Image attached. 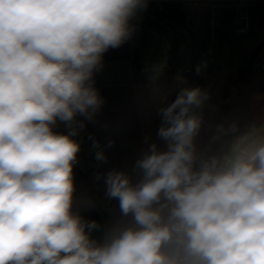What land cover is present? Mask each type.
Wrapping results in <instances>:
<instances>
[{
  "label": "clouds",
  "instance_id": "obj_1",
  "mask_svg": "<svg viewBox=\"0 0 264 264\" xmlns=\"http://www.w3.org/2000/svg\"><path fill=\"white\" fill-rule=\"evenodd\" d=\"M147 3L0 0V264H264V143L198 151L199 88L158 109L165 147L148 146L135 183L104 177L123 219L102 241L73 210V137L103 103L94 74Z\"/></svg>",
  "mask_w": 264,
  "mask_h": 264
},
{
  "label": "crops",
  "instance_id": "obj_2",
  "mask_svg": "<svg viewBox=\"0 0 264 264\" xmlns=\"http://www.w3.org/2000/svg\"><path fill=\"white\" fill-rule=\"evenodd\" d=\"M186 10L182 5L186 26L191 30L200 27V24L195 26V23V29L190 27L189 18H192L191 13L195 11L189 7ZM131 25L133 31L130 38L118 48H110L104 53L102 67L94 74V87L98 90L103 103L91 121H84V128L80 129L73 139L80 144L81 154L96 157L97 149L93 147V143L98 142L105 157L120 158L117 165L124 167V171L127 169L136 173L135 163L150 144L156 143L162 150L165 147L157 135L161 125L158 109L174 101L183 88H199L207 95L210 86H206L204 79L201 82L200 78L191 72L190 54L184 46L177 55L165 57L157 66L137 70L134 48L140 34L139 11L132 19ZM166 60L168 64H162ZM210 61L208 57V62L204 66L210 65ZM206 101L202 108L197 109L202 115L203 123L196 137V145L198 151L211 156L226 150L219 130L213 126L215 116L206 115L208 114ZM77 120L84 118L77 116ZM56 127L54 128L56 132L67 134L69 131L62 123H58ZM73 169L75 186L73 210L86 221L97 222L99 228L93 230L91 236L102 241L106 230L109 229L107 219L94 196L80 189L84 188L79 176L80 171L76 167Z\"/></svg>",
  "mask_w": 264,
  "mask_h": 264
},
{
  "label": "rangeland",
  "instance_id": "obj_3",
  "mask_svg": "<svg viewBox=\"0 0 264 264\" xmlns=\"http://www.w3.org/2000/svg\"><path fill=\"white\" fill-rule=\"evenodd\" d=\"M169 1L180 2L185 11L187 7L195 11L189 18L192 29L197 24L208 26L206 35L211 61L207 67L197 66V70L200 81L204 79L205 85L210 86L206 95V115L215 116L213 126L219 130L225 150L264 143V46L253 60L250 56L264 41V0ZM247 22L248 28L239 31ZM200 27L195 29L196 34ZM162 64H168L167 60ZM247 65L250 68L245 70ZM119 159L106 157L101 162L95 156L87 157L79 152L74 165L84 185L80 189L94 196L109 228L123 219L119 201L106 195L104 180L113 169L124 171V167L117 165ZM124 172L133 183L137 181L135 172L127 169Z\"/></svg>",
  "mask_w": 264,
  "mask_h": 264
},
{
  "label": "trees",
  "instance_id": "obj_4",
  "mask_svg": "<svg viewBox=\"0 0 264 264\" xmlns=\"http://www.w3.org/2000/svg\"><path fill=\"white\" fill-rule=\"evenodd\" d=\"M139 13L140 34L134 48L135 68L142 70L157 66L165 57L177 55L184 46L190 54V70L199 78L197 66L208 62V26H201L197 34L188 28L178 1H149ZM263 46L264 41L250 54L252 60ZM248 65L245 70L250 68Z\"/></svg>",
  "mask_w": 264,
  "mask_h": 264
},
{
  "label": "built area",
  "instance_id": "obj_5",
  "mask_svg": "<svg viewBox=\"0 0 264 264\" xmlns=\"http://www.w3.org/2000/svg\"><path fill=\"white\" fill-rule=\"evenodd\" d=\"M247 28H248V22H247V23H245V24H244V27H242L241 29H239V31H240V30H242V31H243L244 29H247Z\"/></svg>",
  "mask_w": 264,
  "mask_h": 264
}]
</instances>
